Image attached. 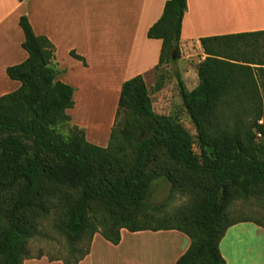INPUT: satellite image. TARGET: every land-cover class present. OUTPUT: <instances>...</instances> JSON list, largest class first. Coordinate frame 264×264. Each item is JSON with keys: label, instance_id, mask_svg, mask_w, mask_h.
Segmentation results:
<instances>
[{"label": "trees", "instance_id": "obj_1", "mask_svg": "<svg viewBox=\"0 0 264 264\" xmlns=\"http://www.w3.org/2000/svg\"><path fill=\"white\" fill-rule=\"evenodd\" d=\"M187 9L188 0H168L150 27L148 37L162 40L156 70L175 63L174 54L179 59ZM19 24L28 57L7 74L21 85L0 96V264L40 258L28 244L45 221L66 239L64 264L83 260L97 233L119 244L122 229L178 230L190 245L176 264H226L220 243L231 226L264 227L234 213L238 200L264 202V30L201 38L206 57L192 90L176 73L196 135L178 112L155 110L163 69L153 89L143 75L123 83L109 143L99 146L68 113L75 88L58 79L55 45L26 15ZM242 95L250 102L229 101ZM159 178L170 194L152 202ZM176 195L187 201L170 210Z\"/></svg>", "mask_w": 264, "mask_h": 264}, {"label": "crops", "instance_id": "obj_2", "mask_svg": "<svg viewBox=\"0 0 264 264\" xmlns=\"http://www.w3.org/2000/svg\"><path fill=\"white\" fill-rule=\"evenodd\" d=\"M167 1L0 0V96L21 85L8 76L7 68L28 57L19 24L20 17L26 15L35 33L47 36L55 45L58 79L75 88V104L68 110L72 122L86 130L90 142L107 146L123 83L143 75L149 86L157 77L162 40L149 38L148 31L163 14ZM259 30H264V0H188L176 73L189 90L194 89L199 83L197 65L206 57L201 38ZM72 51L85 61L73 57ZM161 91L152 93L154 107V98ZM106 97H112L113 103L104 108L101 102ZM229 101L250 102L244 95ZM167 104L161 102L157 107L166 109ZM121 236L115 245L118 257L120 261L126 257L130 264H176L190 245L189 237L178 230L122 229ZM96 243L102 251L113 249V244L97 233L90 253L78 264H100L105 259L93 256ZM220 248L226 264H264V227L253 221L237 223L227 230ZM50 262L64 264L62 260Z\"/></svg>", "mask_w": 264, "mask_h": 264}, {"label": "rangeland", "instance_id": "obj_3", "mask_svg": "<svg viewBox=\"0 0 264 264\" xmlns=\"http://www.w3.org/2000/svg\"><path fill=\"white\" fill-rule=\"evenodd\" d=\"M200 56L197 55L196 58ZM177 61L173 64L168 65L167 67L163 68L166 71L165 78L161 82V87L160 89H154L153 92L157 90H162L160 92L159 97L154 98L155 102V110L161 113H169L170 111H173L175 113L178 112L181 121L183 122L184 126L193 134L196 135V129L193 123L190 121L188 118L187 114L183 110H181L180 103H181V98H180V91H179V85H178V80L176 77V70H179L178 67V58H176ZM182 63V62H180ZM163 69H160L157 71V77L153 79V82H149V87L150 89H153L156 87V83H159L161 81L160 75ZM163 84V85H162ZM112 97H106L101 104L103 107H107L109 102L113 100ZM168 101L169 104H167L166 109H159L160 108V103ZM85 105V103H83ZM159 105V106H158ZM170 105V106H169ZM159 108H158V107ZM170 189H171V184L163 179H157L155 182V185L152 188V192L150 195V200L152 202H162L166 200L169 197L170 194ZM187 201V198L182 195H176L174 201L172 204L169 206L170 210H174L176 207L182 206L185 202ZM235 208V215L238 216H243L245 218H252V219H257L260 220L262 223H264V202H258L255 199H251L249 202L245 203L242 200L236 201L234 204ZM130 234V232L128 233ZM102 237V236H101ZM102 239V238H101ZM103 241V240H102ZM100 240V242H102ZM108 245V242L103 241ZM102 242V243H103ZM127 243V240L125 244ZM96 249H94L93 256L95 257H102L105 256V259L102 260L100 264H130V262L127 261L126 257H124V260L120 261L119 257V249L117 246L114 244L113 249L111 248L110 251H102L98 246L99 244L96 243ZM134 245V244H132ZM98 247V248H97ZM135 245L133 247V250L135 249ZM28 249L30 252V255L32 257H39L40 258H30L27 260H24V263L27 261V264H50L51 260L50 258L53 259H63L68 257V247H67V242L65 237L61 236L58 234L54 228L51 225V222L45 221L42 224V232L35 236L28 244ZM150 247H146V250H149ZM97 250V252H96ZM136 252V251H135ZM134 252V253H135ZM107 256V257H106ZM94 257H92L93 260H96ZM126 260V261H125ZM23 263V264H24ZM131 264H133L131 262Z\"/></svg>", "mask_w": 264, "mask_h": 264}, {"label": "water", "instance_id": "obj_4", "mask_svg": "<svg viewBox=\"0 0 264 264\" xmlns=\"http://www.w3.org/2000/svg\"><path fill=\"white\" fill-rule=\"evenodd\" d=\"M173 58H174V59H176V58H177V55H176V54H174Z\"/></svg>", "mask_w": 264, "mask_h": 264}, {"label": "built area", "instance_id": "obj_5", "mask_svg": "<svg viewBox=\"0 0 264 264\" xmlns=\"http://www.w3.org/2000/svg\"><path fill=\"white\" fill-rule=\"evenodd\" d=\"M260 122H263V120H261Z\"/></svg>", "mask_w": 264, "mask_h": 264}]
</instances>
